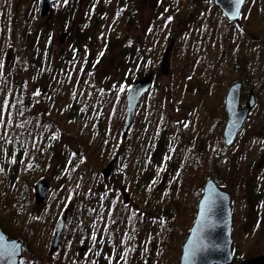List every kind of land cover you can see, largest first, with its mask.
<instances>
[{"label":"rangeland","instance_id":"1","mask_svg":"<svg viewBox=\"0 0 264 264\" xmlns=\"http://www.w3.org/2000/svg\"><path fill=\"white\" fill-rule=\"evenodd\" d=\"M37 1L10 0L11 4L7 6L0 1V20H8L12 12L15 13V4L12 2L23 5L21 14L32 15L28 29L25 26L24 35L30 64L26 71L18 69V76L21 81L25 79L28 82L27 88L33 96L39 93L38 98L33 100L40 102L38 106L46 111L36 113L29 119L27 125L30 132H34L37 127L40 129L42 115L54 118L53 122L44 125V137L40 134L33 137L31 144L25 140L23 146H19V143L15 145L17 139H10L0 148L1 194L8 188L7 180L15 183L13 177L26 176V171L30 174L19 185V195L12 189L11 197L2 195L0 198V226L10 239L17 238L23 242L20 264L24 260H29L28 263L54 264L63 246L66 251L71 248L69 241L76 229L85 198L88 197V207H94L103 195L111 191L118 192L124 200L120 202L124 204L116 208L117 213L125 216L119 232L127 231L131 237L136 235L137 256L144 260L137 251L138 248H144L147 249L145 259L148 263L158 264L161 261L180 264L183 245L195 222L204 186L210 179L232 197L234 262L264 258L259 252L264 251V185L261 183L264 148L257 149L260 144L257 139L264 137L262 125L257 122L255 112H252L254 117L249 120L247 116L230 146L226 145L223 135L227 121L225 102L231 85L242 83L239 108L248 105L251 93L256 98L253 108L256 105L264 107V101L261 104L258 101L254 89L256 84L251 78L257 69L254 62L264 68V0L245 1L239 24L245 23L247 29L235 32L233 23H227L225 19L221 22L214 20L212 36H206L203 27L209 17L219 20L221 16L214 0H189V4L194 3V6H189V17L186 18L181 12L183 0H142L139 7L132 0H118L114 2L117 9L109 23L106 19L112 0H90L91 3L88 0H59L50 6L51 9L45 15L39 11L40 7L33 9ZM127 1L133 9L132 15L130 13L133 23L130 26L125 21L127 15L121 16V13L126 14L122 12L124 7L129 8ZM162 14L165 18L170 15L175 22V30L170 29L171 21H167L165 27L161 24V31L154 39L151 28ZM188 18L189 24L185 28L180 27ZM3 20L0 22V36H3L2 30L7 28ZM163 21L158 20L157 23ZM196 25L199 26V32L194 30L195 36H187L186 39L192 38L189 53L197 57L193 63H189L192 67L186 70L180 80L176 65H179V58L181 60L186 54V48L183 46L180 52L177 51L180 36H176V29H184L187 35V30L193 32ZM31 29L33 32L30 35ZM169 29L173 31L172 36H164V42L160 45L158 40L162 37V31ZM85 35L99 36L90 47L85 48L87 55L84 58L87 62L85 68L93 70L98 88L105 86L115 89L119 94L125 90V111L121 110V116H113L118 120L112 140L119 141L122 138L121 146L110 159L107 157L109 152L103 156L106 147L113 146L111 142L108 143V139H105L103 148L98 149L102 130L99 128L100 119L94 116L95 106L98 105L97 95L86 99L87 85L84 86L81 81L76 87L78 80L68 84L66 82L71 78H67L64 84L71 91L62 108L56 107V99L51 97L54 89L63 83L60 81L55 85L51 80L58 66L62 74L64 72L68 76L82 66L79 58H75L77 64L74 67L64 60V56L71 53L74 45L81 47L82 36ZM41 36L44 37L45 45L36 47L35 41ZM233 36H239L236 42H233ZM242 36L247 41H253L249 52L240 46ZM102 47H106L104 53H101ZM38 52L41 53L38 55ZM48 52L53 57L51 63L45 62ZM11 59L12 55L8 54L3 61L6 76L15 69L16 60ZM206 61H210L208 68L210 70L212 67L211 72L208 70L205 73L203 70ZM224 63L228 66L226 71L222 68ZM38 67L42 70L37 72ZM239 77L244 81L237 80ZM147 78L152 79V85L138 104L135 121L129 131L124 133L128 88ZM224 90L225 95L222 94ZM209 112L210 116L207 114ZM151 114L156 120H152V116L150 118ZM166 118L172 119L169 129L163 127ZM93 119L95 127L91 126ZM108 124L106 121L105 126ZM179 131L182 145L178 147L175 144ZM162 133H165L164 136ZM128 145L129 154L126 151ZM248 146H251L250 152L254 151L252 159L247 158L250 153L246 149ZM133 150L135 155L132 154ZM85 154L88 158L86 169L82 167ZM128 158L132 159L134 166L130 165ZM242 164L252 169L246 181L252 182L257 177L252 189L247 192V187L242 190L239 185ZM109 166L110 170L107 171ZM40 181L47 182L49 187L44 199H40L36 191ZM30 185H33V192L29 189ZM63 212L67 214L66 225L59 247L53 249L52 239ZM31 218L33 228L29 226ZM30 228L42 234L40 242L30 241ZM93 237L94 231L90 230L87 239L75 249V257L78 258L84 250L83 258H86L91 251L89 248ZM126 237L124 233L118 236L117 245H123ZM102 241L106 243L108 240ZM98 244L102 246L101 240ZM100 262L104 263L103 260Z\"/></svg>","mask_w":264,"mask_h":264},{"label":"trees","instance_id":"2","mask_svg":"<svg viewBox=\"0 0 264 264\" xmlns=\"http://www.w3.org/2000/svg\"><path fill=\"white\" fill-rule=\"evenodd\" d=\"M1 3L4 4V6H7L9 4H11L10 0H0ZM93 1V0H91ZM91 1L89 0V3H91ZM109 1V0H108ZM108 1H106L105 3H107ZM113 4L110 5L108 7L109 11H108V18L106 19V22L109 23V20L114 16V14L116 13V5L114 2H119L118 0H112ZM178 1V0H177ZM196 1V0H195ZM131 2V1H130ZM182 2V1H181ZM215 3V2H214ZM12 4H15V13L12 12L11 17H7L8 20H2L4 21V23H7V28L2 30V34L3 36H0V148L3 146V144L8 141V140H13V139H17V141L15 142V145H17L19 143V146H23V141L28 140L26 143H32V138L38 136L44 137L45 136V128L44 125L48 124L49 122H53L54 118L52 116H47L45 115V117H43L42 115V119L39 122V128L38 127L35 129L34 132H30V127L27 125V123H29V119L34 117L36 115V113H43L46 111V109H42V107L40 108L38 106V104L40 102H38L37 100H33L34 98L37 99L38 95H34L32 94V92L27 88L28 86V82H26V80H20L19 79V71L18 69H23L24 71L27 70V66L30 64V61L28 59V48L26 45V41H25V26L27 28L28 25V21L29 18L32 16L29 13H22V6L16 2H12ZM126 4L129 6V8H125L122 10V12H126V14L121 13V16H126L127 18L125 19L126 24L127 25H131V22L133 23V20L131 18L132 15V6L129 3V1L126 2ZM189 6H194L193 4H189V0H183V5L181 12L184 13L183 17H189ZM215 7L217 8L218 6L215 5ZM34 9V8H33ZM37 10V9H36ZM220 12V18L218 20V18H213V17H209L207 20V23H209L207 25V23L204 24L203 30H205L206 36H212V26L214 24V20L221 22L223 21V19H225L227 21V23H233V27L235 32H242L245 29H247L244 25H246L244 23V25L239 24V22L236 21H232L229 19H226V16L224 15V13L220 10V8L218 7V10ZM31 12V11H30ZM112 14L111 16H109V14ZM131 13V15H130ZM138 13V10H137ZM92 14V13H91ZM130 15V16H129ZM137 15V14H136ZM6 18V19H7ZM0 20V22L2 21ZM108 20V21H107ZM163 21V22H159L157 23V21ZM156 22H154V24L152 25L151 28V34L153 35L152 37H154V39H157V34L160 33L161 31V24L162 27L166 26V22L167 21H171L170 24V29H174L173 28V24H175V22L173 23V20L170 18V15L165 16L162 14L161 17L158 19ZM188 21L184 24L181 25L180 27H186V25L189 24V18L187 19ZM212 24V25H211ZM126 25V26H127ZM177 25V24H176ZM102 27H104L102 25ZM128 27V26H127ZM180 27L178 29H176V36H180L179 41H178V50L180 52V50L182 49L183 46H185L186 48V54L184 56H182L181 60L179 58V65H176L177 68V73H179V78L180 80L182 79V75L185 74L186 70L189 69L191 66V64L189 63H193L192 61L195 60V58L197 56H195L194 53H192V55L189 53V49L190 45L189 43L192 41V38H190L189 40L186 39L187 36H195V32H199V26H194L193 32H190V30H187V35H185V30L181 29ZM201 28V27H200ZM214 28V26H213ZM28 29V28H27ZM169 30H165L162 31V37L159 38V42L160 45L163 44L164 42V36H172V32L175 30H173L172 32ZM105 30V29H103ZM180 31V33H179ZM30 35L32 34L33 30H29ZM1 34V33H0ZM15 35V36H14ZM27 36H29V34L27 33ZM240 36V34H239ZM239 36H233L234 40L233 42H236V40L239 38ZM99 36H82V45L81 47H79V45H74L73 48L71 49V53L70 54H66L64 56V60L66 62H69L70 64L72 63L73 66L75 67L77 64L76 61V57L79 58L80 60V65H82L80 67V69H75L76 71H74L72 74H70L69 76L67 74H62V70L60 69V66H58V70L56 69L55 72L53 73L51 80L54 82L55 85L59 84L60 81H63V83L58 86L57 88L54 89L53 93L51 94V97H55L56 101H55V106H59L60 108H62V106L67 102V100L69 99V94L71 89H69V87H67L64 82L67 78H71V80L69 82H66L68 84L73 83L74 80H78V83L76 85V87L79 86V83L81 81H83L84 86L87 85L88 87V91L85 93V98H89L90 96L93 97L94 95H97V99H98V105L95 106V113L94 116H96V119H100V131L102 130L100 137H99V145H98V149L103 148L104 144H106V140L108 139V143H112L113 146L109 145L108 147H106V152L103 153V156L105 154L108 153L107 157L111 158L114 153H116L119 149V147L121 146V139L118 140H112L114 133L116 131L115 126H116V120L117 117H114L117 114H119L121 116V110L126 108V104H125V90H123L122 93H118L115 92V89H109V88H104L105 86L102 87V89L98 88L99 85H97L96 80H95V76L93 77V70L91 68H85V66L87 65V62L84 60L86 52H85V48L86 47H90L94 41V39L98 40ZM238 37V38H237ZM43 36L38 37L35 41V46L36 47H43L45 45V41L43 42ZM210 42H213L212 39H209ZM230 41V40H228ZM181 42V43H180ZM252 40L248 39V41L243 38H240V46H242V48H245L246 50H248V52L250 51V47L252 45ZM222 41H220V45H222ZM107 47V46H106ZM106 47H102V52L104 53L106 51ZM225 47H223L224 49ZM52 52L54 53V51L52 50ZM51 52V53H52ZM41 52H38V55ZM177 53V52H176ZM8 54L12 55V59H15V69L14 71L6 76L5 70H4V59L7 57ZM50 52L45 54V62L47 63H51L53 60L52 55H49ZM99 55H101L99 53ZM11 59V60H12ZM184 60V61H183ZM79 62V61H78ZM206 65H203V70L208 71L209 68V63L210 61H206ZM21 63H23L24 65H22ZM22 65V66H21ZM222 68L226 71L227 69V63L222 64ZM254 65L257 67V69H255V72L252 73L251 78L254 80L255 84H256V88L255 92L257 93L258 101H260V104L262 103V101H264V68L261 67V65H256V63L254 62ZM25 66V67H23ZM51 68L52 65L50 64ZM211 66V65H210ZM35 67V66H34ZM44 68V67H43ZM206 68V69H205ZM212 67L210 68V70L208 72H211ZM42 70L40 67L37 68V72ZM36 71V69H35ZM77 71H79L80 73H77ZM229 71V69H228ZM206 73V72H205ZM221 74V73H220ZM237 80H241L244 81L242 77H239V79ZM84 88V87H82ZM78 89V88H77ZM129 89V88H128ZM227 88H225L226 90ZM38 90L44 92L45 90L42 88H38ZM225 90L224 92H222L223 95H225ZM75 94H77L75 92ZM42 98V97H41ZM89 101V99H88ZM44 102V101H43ZM155 103H157L155 101ZM46 104L43 106L45 107ZM60 110V109H59ZM63 111V110H62ZM65 111V110H64ZM252 112H255L254 114H256L257 116V122L260 123L261 126V133L264 134V107H260L258 105H256L252 110L251 113L248 115L249 116V120L250 118L254 117L252 115ZM210 116V112L207 113ZM152 116V120H156V117L153 116L152 114L150 115V118ZM172 118V117H171ZM171 118H166V124L165 126H163L164 128L167 127V129H169V127L171 126V122L172 119ZM115 119V120H113ZM207 119L209 120V117L207 116ZM96 120V121H97ZM107 121V124L109 122V124L107 125V127L105 126ZM92 127L94 126V119H93V123H91ZM155 126H153L154 128ZM179 129V127H177ZM164 131H166L165 129H163ZM106 134V135H105ZM151 132L148 133V135H150ZM165 133H162L161 135L164 136ZM178 134V133H177ZM84 135V134H83ZM82 135V136H83ZM135 140V139H133ZM260 141L259 146L257 147L258 150H262L264 148V137L261 139L259 137V139H257ZM107 143V144H108ZM178 147L180 145H182V137L180 136V131H179V136L177 137V142L176 144ZM84 148V147H83ZM247 151L250 152L249 149H251V146L246 147ZM126 151H128V154L130 153V149H129V145L126 147ZM254 151L250 152L247 155V158L252 159L251 154ZM86 153V152H84ZM134 154V150L133 153ZM135 155V154H134ZM103 156L102 159H103ZM131 156V155H130ZM86 159L84 160V164L82 163V167L84 169H86L87 164H85V162L88 160L87 158V154H85ZM129 157V156H128ZM109 158V159H110ZM101 159V158H100ZM108 159V160H109ZM131 163V166H134V163L132 161V159L128 158ZM129 164V163H128ZM128 166V165H127ZM264 169V168H263ZM240 174V178L241 182L239 185H241V189H245V191L247 192V190H251L252 189V184L255 183L257 181V177H255L254 179H252V182L246 181V179H248L249 174L252 173V169L248 168L247 165L242 164L241 165V169L239 171ZM30 174H28V171H26V176L23 175H19V176H15L14 181H16L15 183L9 182L11 180H7V190L1 194L0 193V198L2 197V195L4 196H9L11 197V194L14 192V190H16V195L18 194L19 191V185H21L24 181V179L28 178ZM263 178L261 180V183L264 185V175L262 174ZM261 176V177H262ZM19 177V178H17ZM260 177V178H261ZM246 178V179H245ZM17 184V185H16ZM261 187V184L259 183V185ZM10 188V190H9ZM13 189V192H12ZM30 191L33 192V185L29 186ZM21 192V190H20ZM107 194V193H106ZM105 194V195H106ZM103 195L102 199L100 202L96 203L94 207L89 206L88 207V202L89 200L87 199L88 197L85 198L84 202H83V207H82V211L79 212L80 213V217H78L77 220V224H76V229L74 228V231L71 235V239L69 241L71 248L69 250H65L64 246L63 249L61 251V255H58V257L56 258L54 264H102L100 261L103 260L104 263L103 264H156L155 262H146V257L145 254L147 253V249L144 248H138L137 251L138 253L141 255L142 258H144V260H142L139 256H137L136 251V235L134 236H128V232L124 231V232H119L122 228V220L124 219V215L121 213H117L116 212V208L119 205H123L122 203H120L123 199L121 196L118 195V192L115 191H111L109 192L106 196ZM33 197V196H31ZM32 199V198H31ZM124 201V200H123ZM33 202V200H32ZM85 216V218H84ZM33 217V215H32ZM31 221V222H30ZM32 228L34 226V223H32V218L31 220H29V226ZM171 225V224H170ZM169 225V227H170ZM32 228L28 229L29 231V239L31 242H40V239L42 237V234L39 235L38 233L34 232V230H32ZM164 228H167L166 226H164ZM264 228V227H262ZM90 230L94 231V237L95 239L92 242L91 247L89 248L91 251L90 253L86 256V258H83V254H84V250L81 251L80 256L77 258L74 256V251L76 248H78V246L81 244V241L84 242V240L87 239V234L90 233ZM113 230L115 231V233L113 232ZM261 230V229H259ZM167 231V230H165ZM262 231V230H261ZM117 232V234H116ZM122 233L126 234V238L124 239V244L121 246L117 245V241H118V236H121ZM31 235V237H30ZM39 235V236H38ZM107 238V244L102 241L104 239ZM25 239V238H24ZM101 240V244L102 246H99L98 241ZM148 247L150 248L151 245L148 244ZM103 252V253H102ZM261 254L264 255V251L260 250L259 251ZM73 253V254H72ZM136 254V255H135ZM135 256V260H133V257ZM180 259V258H179ZM248 259V258H247ZM246 260V259H245ZM26 262V263H25ZM29 262V260H24V262H22V264H27ZM28 264H36L34 261H32L31 263ZM158 264H167V263H163V262H159ZM176 264H178V262H176Z\"/></svg>","mask_w":264,"mask_h":264},{"label":"water","instance_id":"3","mask_svg":"<svg viewBox=\"0 0 264 264\" xmlns=\"http://www.w3.org/2000/svg\"><path fill=\"white\" fill-rule=\"evenodd\" d=\"M57 0H41V14L45 15L51 4ZM246 0L239 5L236 12L234 0H214L215 4L226 15L229 20L240 21L241 13ZM264 66V64H263ZM152 79L147 78L133 83L127 92V117L124 125V133H127L135 121L138 104L141 98L149 91ZM242 83L236 82L231 85L225 102L227 121L224 127V138L227 146L234 141L245 123L250 110L256 103L255 94L251 93L248 105L240 107ZM110 170V166L107 171ZM49 187L45 181L37 184L36 191L40 199L47 196ZM231 194L222 190L214 180H209L204 186V193L198 204L195 222L185 241L180 256V264H264L263 257L252 260L234 262L232 250L233 237V211L231 205ZM67 214L63 212L52 239V248L59 247L61 237L66 225ZM0 236L8 245L15 244V249H10L14 254L9 261H0V264H20L23 255V242L20 239H10L0 226Z\"/></svg>","mask_w":264,"mask_h":264},{"label":"snow or ice","instance_id":"4","mask_svg":"<svg viewBox=\"0 0 264 264\" xmlns=\"http://www.w3.org/2000/svg\"><path fill=\"white\" fill-rule=\"evenodd\" d=\"M65 2H67V0H65ZM234 3L236 4V12L238 13L239 5L243 3V0H234ZM38 94L39 93H37V95ZM93 239H95V237H93ZM10 249H15V244H6L4 238L0 236V261H9L11 259L14 252L10 251Z\"/></svg>","mask_w":264,"mask_h":264},{"label":"flooded vegetation","instance_id":"5","mask_svg":"<svg viewBox=\"0 0 264 264\" xmlns=\"http://www.w3.org/2000/svg\"><path fill=\"white\" fill-rule=\"evenodd\" d=\"M40 1H41V0H38L37 3H36V6L33 7V8L38 9V7H40V8H39V11L41 12V2H40ZM58 1H59V0L54 1V2L51 4V6H53V4L56 3V2H58ZM141 1H142V0H132V2H134L135 5H136L137 7H139V5L142 4ZM88 3H89V0H88ZM140 3H141V4H140ZM50 9H51V8H50ZM138 11H139V9H138Z\"/></svg>","mask_w":264,"mask_h":264}]
</instances>
